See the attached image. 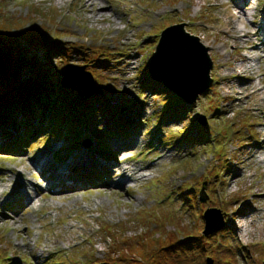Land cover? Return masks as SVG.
Returning <instances> with one entry per match:
<instances>
[{
    "label": "rangeland",
    "instance_id": "1",
    "mask_svg": "<svg viewBox=\"0 0 264 264\" xmlns=\"http://www.w3.org/2000/svg\"><path fill=\"white\" fill-rule=\"evenodd\" d=\"M245 4L246 14L235 19L233 0H0L2 57L10 53L20 63L48 71L55 83L70 65L85 74L77 84L81 93L118 107L116 122L96 110L93 124L54 134L37 132L46 124L42 112L31 118L28 143L17 140L11 150L6 142L13 128L0 118V264H72L60 256L73 250L78 261L102 258L108 250L124 251L127 243L120 239L131 243L128 254L139 252L146 244L134 246L128 237L136 239L153 227L138 221L140 212L145 219L149 212L156 221L165 218L168 229L175 223L169 220L183 218L185 227L200 234L207 210L230 228L228 251L219 248L222 258L264 264V42L261 35L245 34L264 20V0ZM97 13L102 15L94 17ZM180 23L208 49L212 82L194 103L183 99L167 112L173 97L166 91H174L161 82L142 84L149 79L145 74L160 32ZM239 25L247 29L236 31ZM32 39L62 47L64 54L50 55L27 41ZM27 66L20 68L24 77ZM241 68L242 74L236 71ZM86 76L92 86L85 85ZM36 110L32 107L31 116ZM199 127L209 133L207 142L199 141ZM117 142L125 149L119 156ZM75 150L85 162L92 158L89 167L100 160L105 165L97 174L81 168L78 188L48 189L36 165L41 156ZM49 157L51 163L59 159ZM24 187L31 202L19 194ZM203 192L207 199L200 202ZM108 225L125 232V237L113 236L111 247Z\"/></svg>",
    "mask_w": 264,
    "mask_h": 264
},
{
    "label": "trees",
    "instance_id": "2",
    "mask_svg": "<svg viewBox=\"0 0 264 264\" xmlns=\"http://www.w3.org/2000/svg\"><path fill=\"white\" fill-rule=\"evenodd\" d=\"M2 27L3 25L0 24V29ZM27 41L33 45L39 44L42 49L50 53V55L64 54V49L62 47L51 45L49 42H44L40 39ZM4 44L2 46H4ZM85 48L95 53L90 47L86 46ZM79 52L80 50L75 49V53ZM98 53L106 56L108 54L101 50L98 51ZM0 57L2 59V63L0 64V118H4V121L7 124H11L13 128V132L10 134L11 137H9V141L6 142L7 149H15L14 147L17 140L21 142L18 145L28 143L30 131L33 127L31 118L35 117L34 119H38L42 112H44L46 116V124L45 126H41L37 132L46 130L47 134L65 132L68 128L74 129L82 127L87 123L93 124V121H97V119L94 118L96 110L97 113L107 112L106 114H109V118H113V120L118 117V114H116V109L118 107L116 105L111 106L110 103L103 101L99 96L92 94L90 97H86V93H81L80 89L76 88L77 86L64 87L61 81L60 83H55L52 79L53 75L48 71L43 72L41 69L33 68L27 61L20 63L15 59L16 57H12L10 53H4L3 57L0 54ZM105 58L106 57L102 59ZM27 63L29 64V66H27L29 73L24 77L26 74L22 75L20 68ZM89 65L90 63L88 62L83 63V66ZM187 70L188 69L185 68L180 71L176 70V74L173 75L174 78H169L167 76H160L159 78H165V80H167L166 82L172 87H176L177 90L185 96H190L189 94L199 86L201 81L199 78L196 79V77L191 78ZM172 71L174 70H162V72L174 74ZM146 73L145 75H147L149 79L142 84L143 88L153 87L152 84L161 86L156 81H153L148 71H146ZM62 74L63 78L64 72ZM68 92H73L74 94L70 95ZM166 92H168L167 97H173L171 104L167 107V109H169L167 112H172L171 107L175 104L183 105V100L177 93ZM32 107L40 109V111L36 110L33 116L30 114ZM175 112L182 113V109L177 108ZM126 121L127 120L121 121L117 126L126 125ZM118 127L117 129H119ZM198 131L200 135L199 141L207 142L209 133L205 132L201 127L198 128ZM121 133L122 131L120 130V134ZM104 135L106 136L105 133ZM185 137L187 138V135ZM178 195H181V193H178ZM139 216L140 219L138 218V221L142 220V224L147 227L149 224L153 226L148 227V229L143 234L137 236L136 239L132 237V235L128 237L131 238L132 242H135L134 246L136 242L139 241L146 244L141 248V251L128 254V251L132 250L131 243L120 239L121 243H127L124 244L125 247L122 253L119 252L118 254H114V251L108 250L107 254H104L102 258L94 256L92 259L86 261H78L77 258L79 255L73 250L67 254L65 253L66 255H61L60 258L68 260L65 262L72 264H206L207 258L205 259V256L215 254L212 258L213 263L235 264L234 261L228 259V256H225V258L221 257L223 256L221 249H219L221 246L224 247V250L228 251V246L225 241L228 242L230 228L225 224H223L221 230L204 236L202 233H194V230L189 229L187 226L185 227L186 223L183 218H177L176 221L172 219L169 220V224L171 222L175 223L172 225V229H168L167 221L163 217H159L158 221H156L151 212H149L146 217L148 220L142 216V212H140ZM108 226L111 237L114 235L125 237L124 230L122 231L120 228H116L112 225ZM114 241L115 238L113 237L110 241V247L114 245ZM237 255V257H239L238 253ZM13 264H15V262H13ZM54 264H56V262Z\"/></svg>",
    "mask_w": 264,
    "mask_h": 264
},
{
    "label": "water",
    "instance_id": "3",
    "mask_svg": "<svg viewBox=\"0 0 264 264\" xmlns=\"http://www.w3.org/2000/svg\"><path fill=\"white\" fill-rule=\"evenodd\" d=\"M188 34L184 30V23L168 26L160 32L158 42L155 46L154 51L151 53L148 62L149 74L152 78H154L158 82H163L166 86H169L175 93H177L184 101L189 103H194L198 93L207 89L212 80L209 77V72L212 67V63L207 56V48L202 46L197 40L196 36ZM184 63L187 66L196 67L198 73L201 76L200 85L189 95L185 96L183 93H180L176 87L170 86L167 83L165 78H159L160 76H165V73L162 72L163 67L175 64L179 65ZM81 68L82 66H76ZM68 69L64 72V77L61 80V83L64 86H67L68 75L71 73L78 74L79 76L85 75L82 72H73L70 69V65L67 67ZM73 70V69H72ZM157 74V75H156ZM78 76V77H79ZM158 76V77H156ZM88 81L92 86V80L89 76H86ZM69 86H73L72 84ZM80 89L79 86L76 87ZM92 93V92H91ZM207 199L206 194L203 192V196H199L200 202H205ZM212 210H207L203 213L204 219V229L202 234L205 236L212 232H216L220 230L223 226V221L221 217L217 214H213ZM216 215V216H214ZM206 264H214L213 259L207 257Z\"/></svg>",
    "mask_w": 264,
    "mask_h": 264
},
{
    "label": "bare ground",
    "instance_id": "4",
    "mask_svg": "<svg viewBox=\"0 0 264 264\" xmlns=\"http://www.w3.org/2000/svg\"><path fill=\"white\" fill-rule=\"evenodd\" d=\"M58 1L60 3H62V0H58ZM88 1L89 0H86V2H88ZM233 1L235 4V7L237 8V11L235 13V19H240L242 16H244L246 14L245 11L242 12V8L246 7L247 4H245V0H233ZM98 5L100 6V3H98ZM98 15L99 14L97 13L93 16L97 17ZM101 15H99V16H101ZM245 28H246L245 25H243V26L239 25L235 28V30L239 31V30H243ZM245 34H248L249 37H255V38H259L261 35V36H263V42H264V20L260 24L254 25L252 30L247 29ZM245 34L243 33L242 36L245 37ZM249 40H251V39H249ZM263 45L264 44L262 43L261 46H263ZM237 66L240 67V65H237ZM236 71L240 74H242V72H243L242 68H241V70H239V71L236 70ZM78 76H79L78 74H74V73L69 74L68 75V82L71 83L73 86H79L81 88V85H77L78 82L82 80V79L80 80V78ZM86 83L87 82L85 81V85H86ZM82 87L84 88L85 86H82ZM228 92H230V91L228 90ZM108 145L110 148L111 144H108ZM114 145H115V148L117 146L121 149L120 152L117 151V156H119L125 150L124 148H122L124 146V143L123 142H117ZM117 149L118 148H116V150ZM49 155H51L52 157L56 156L59 159L51 163L50 162L51 158L49 157ZM66 156H71V158L68 159V158H66ZM72 156H74V157H72ZM83 156L84 155L81 151H76V150L73 152H70V153H69V151H67L64 153L46 152L45 154H43L36 165H37L40 177L46 180V187L48 189L54 190L56 193L64 192V191L70 190L72 188L73 189L78 188V184H81V182L83 181L82 176L84 175L83 174L84 171H82L81 168H84V169L88 168V170L91 174H97V172H99L102 169L101 167L103 165H105L103 160H100L98 162V164H95L93 167H89L91 162H92V158L89 156V162H85L83 160ZM113 164H114V162L111 165H108L109 168H112ZM103 168H105V167H103ZM110 175H112V172L110 173ZM106 178H107V176L104 175V177H102V181H104ZM121 178H123V176H121ZM128 179H130V178L123 180V183H124V181L126 182V180H128ZM99 182H101V181H98V183ZM107 184H109V185L112 184V181L109 180V182ZM25 187L21 189V192L19 194L23 195V198H24L23 201L26 202L29 200L31 202L32 198L26 192ZM15 196H16V194L11 197V199H10L11 202H14Z\"/></svg>",
    "mask_w": 264,
    "mask_h": 264
},
{
    "label": "clouds",
    "instance_id": "5",
    "mask_svg": "<svg viewBox=\"0 0 264 264\" xmlns=\"http://www.w3.org/2000/svg\"><path fill=\"white\" fill-rule=\"evenodd\" d=\"M40 131V130H39ZM54 134V133H53Z\"/></svg>",
    "mask_w": 264,
    "mask_h": 264
}]
</instances>
